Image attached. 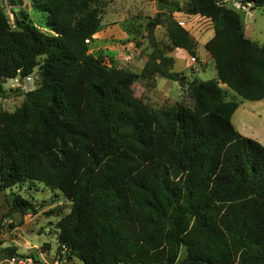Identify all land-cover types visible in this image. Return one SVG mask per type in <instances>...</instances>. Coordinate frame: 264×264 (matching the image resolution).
<instances>
[{"label": "trees", "instance_id": "1", "mask_svg": "<svg viewBox=\"0 0 264 264\" xmlns=\"http://www.w3.org/2000/svg\"><path fill=\"white\" fill-rule=\"evenodd\" d=\"M99 1L31 0L52 34L25 12L14 29L0 12V97L8 80L24 81L36 68L40 79L20 108L0 111V188L60 191L72 209L57 240L84 264H264V146L235 128L240 105L221 88L264 100V46L246 37L242 14L228 3L160 0L212 22L205 50L217 78L187 84L162 64L143 74L108 67L89 52L102 24ZM168 38L199 60L179 23ZM153 74L187 86L192 106L134 102L130 86ZM13 211L36 213L20 196Z\"/></svg>", "mask_w": 264, "mask_h": 264}, {"label": "rangeland", "instance_id": "2", "mask_svg": "<svg viewBox=\"0 0 264 264\" xmlns=\"http://www.w3.org/2000/svg\"><path fill=\"white\" fill-rule=\"evenodd\" d=\"M17 1L0 0V12L7 16L14 29H17L18 13L25 12L28 22L52 34L46 28L45 17L33 7L31 0H21L22 5ZM164 1L178 2L182 6L188 3V0ZM219 1L239 11L243 16L246 37L264 46V7L254 9L252 5H242L240 0ZM160 5V0H100L101 29L89 41V52L102 58L108 67L137 74H143L147 69L152 71L154 66L169 59L171 65L165 69L181 74L182 81L216 79L214 59L205 50L206 43L214 35L212 22L201 16L170 12ZM174 22L184 27L196 42L198 61L185 50L173 48L168 30ZM152 24H158L155 43L148 38ZM39 82L38 68L24 81L19 78L6 81L4 88L8 90V96L0 97V111L12 113L20 108L25 101L24 94L36 89ZM221 88L226 101H236L240 105L232 119L235 128L244 136L263 142L264 103L243 100L228 87L221 85ZM130 90L134 102L143 101L156 110L179 103L192 106L193 103L187 86L159 74L138 80ZM16 196L29 200L36 213L23 215L13 211ZM71 209L72 203L60 191L42 184L0 188V264H84L76 257L70 258L57 240L56 226Z\"/></svg>", "mask_w": 264, "mask_h": 264}, {"label": "water", "instance_id": "3", "mask_svg": "<svg viewBox=\"0 0 264 264\" xmlns=\"http://www.w3.org/2000/svg\"><path fill=\"white\" fill-rule=\"evenodd\" d=\"M15 5H16V3L13 2V6H15ZM221 5H226V3L224 2ZM18 18H19V20L24 21V17L22 15V13H18ZM155 29H156L155 24H152L149 28L148 38H149L150 42H152V43H155ZM162 65H163V68L165 69V68H167L168 65H171V62L169 59H165L163 61ZM21 83L23 84V82H21ZM187 84H189V82H187Z\"/></svg>", "mask_w": 264, "mask_h": 264}, {"label": "crops", "instance_id": "4", "mask_svg": "<svg viewBox=\"0 0 264 264\" xmlns=\"http://www.w3.org/2000/svg\"><path fill=\"white\" fill-rule=\"evenodd\" d=\"M213 36L214 35H212L211 37H210V39L209 40H211L212 38H213ZM177 50H182V49H177ZM183 52H185L184 50H182ZM216 68V67H215ZM236 95V94H235ZM259 102H263L264 103V100H262V101H259ZM233 121V120H232ZM242 131H244L243 129H242ZM240 134H242L240 131H238ZM245 132V131H244ZM243 135V134H242ZM244 136V135H243ZM246 137V136H245ZM263 142H264V140H263ZM263 142H261V144L264 146V143ZM260 143V142H259Z\"/></svg>", "mask_w": 264, "mask_h": 264}]
</instances>
